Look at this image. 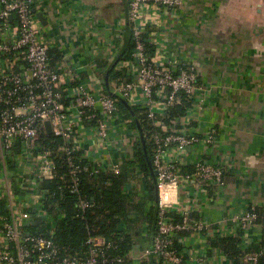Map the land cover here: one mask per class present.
Wrapping results in <instances>:
<instances>
[{
    "label": "crops",
    "instance_id": "obj_1",
    "mask_svg": "<svg viewBox=\"0 0 264 264\" xmlns=\"http://www.w3.org/2000/svg\"><path fill=\"white\" fill-rule=\"evenodd\" d=\"M128 1L35 0L36 11L48 21L55 43L52 66L64 89L114 91L128 78ZM144 17L156 49L154 60L165 63L175 57L198 68L201 90L192 97L185 131L200 138L215 131L213 144L201 143L185 152L172 149L166 160L179 165L183 174L194 173L200 161L224 169L223 186L194 179L169 187L170 214L186 213L208 228L199 235L184 234L181 250L188 264H234L210 242L243 232L247 253L262 247L263 225L255 222L243 230L240 220L254 208L264 211V0H183L176 10L146 6ZM122 117L117 115L111 125L107 151L95 143L91 126L78 121L82 159L96 163L111 158L121 165L136 159L140 136L132 121ZM126 190L147 196L141 179L131 181ZM153 240L145 235L129 258L138 264L148 261L143 254Z\"/></svg>",
    "mask_w": 264,
    "mask_h": 264
},
{
    "label": "built area",
    "instance_id": "obj_2",
    "mask_svg": "<svg viewBox=\"0 0 264 264\" xmlns=\"http://www.w3.org/2000/svg\"><path fill=\"white\" fill-rule=\"evenodd\" d=\"M35 0H0V202H6V213H0V264H122L125 258L111 255L117 247L103 237L92 236L86 241V251L72 254L55 240V230L61 217L47 209L48 199L54 197L41 188L52 181L57 167L52 151L39 143L50 122L52 133L64 144L61 151L69 156L72 184L77 192L80 172L89 171L75 164L78 152V121L87 122L93 139L102 151L110 148V129L117 119V103L123 99L130 105L146 109L155 122L154 170L158 172L159 215L153 246L146 249L144 259L154 257L156 264H185L180 249L184 234L199 235L207 231L203 222L190 220L183 214L178 221L169 211L168 189L181 180L196 179L203 184L224 185V169L198 162L194 173L183 174L179 165L168 162L170 150L185 152L201 143L213 144L215 131L200 138L180 129L165 126L160 118L169 115L179 94L192 98L200 92L198 68L173 57L165 63L150 59L146 53L144 34L146 6L176 10L183 0H129L128 19L134 48L128 78L114 91L94 93L84 86L64 89L61 75L53 68L52 41L46 26L37 16ZM141 92V95L138 93ZM139 101V103H138ZM87 120V121H86ZM121 173V164L111 158L95 163V173ZM81 209L91 207L80 202ZM1 211V210H0ZM259 215L247 213L240 220L243 230L257 222ZM39 219L51 224V232L38 234L29 227ZM30 225V226H29ZM264 251L249 252L245 264H260ZM202 261V260H200Z\"/></svg>",
    "mask_w": 264,
    "mask_h": 264
},
{
    "label": "trees",
    "instance_id": "obj_3",
    "mask_svg": "<svg viewBox=\"0 0 264 264\" xmlns=\"http://www.w3.org/2000/svg\"><path fill=\"white\" fill-rule=\"evenodd\" d=\"M144 43L147 56L150 59L154 58L156 49L148 33L144 34ZM133 48L132 41L124 55L126 60H132ZM115 74L119 76L122 72ZM117 106L116 115L130 119L131 126L139 133L140 141L134 150L136 159L122 164L121 173L115 175L108 171L95 173L94 162L82 159L80 151L73 153L75 164L81 168L88 167L89 171L78 174L80 179L78 191L72 192L68 189L72 184L69 156L60 150L64 142L60 137L46 132L40 136L39 143L44 149L52 151L57 167L54 179L45 181L41 189L54 194V197L48 199L46 207L53 215L62 218L57 224L54 236L61 248L68 249L72 254L85 252L87 239L100 236L116 245L117 248L110 254L125 258L122 264H138L129 258L130 254L145 235L154 238L157 228L155 225L158 222L159 193L153 174L155 135L158 127L149 119L146 109L130 105L123 99ZM192 107V98L186 94H179L177 102L170 108L169 115L160 119L165 126L180 129L179 122L185 120ZM135 179L145 181L147 196H141V193L145 194L143 192L130 193L126 190ZM81 201L88 202L91 207L81 209ZM6 209V202L1 201L0 213H6ZM250 212L258 214L257 222L263 225L262 247L259 251H264V211L254 208ZM170 216L178 221L181 219L177 215ZM29 228L37 229L38 234L47 235L51 232V224L41 219L39 223ZM210 245L214 249L222 250L234 264H245L244 257L248 253L243 248V232H240L238 237H217L211 240ZM141 264H156V260L150 257ZM260 264H264V255L260 259Z\"/></svg>",
    "mask_w": 264,
    "mask_h": 264
},
{
    "label": "water",
    "instance_id": "obj_4",
    "mask_svg": "<svg viewBox=\"0 0 264 264\" xmlns=\"http://www.w3.org/2000/svg\"><path fill=\"white\" fill-rule=\"evenodd\" d=\"M68 0H63V2H67ZM126 15H127V21H128V28L130 30V25H129V19H128V7H127V12H126ZM37 16L38 18L40 19V21L45 25L47 26L48 25V21L46 20L44 14L42 12H38L37 13ZM129 37V39L131 38L132 39V34H131V30H130V33H128L127 35ZM46 129L48 131V133H52V128H51V124L50 122H47L46 123ZM153 174L155 175V177L157 178V175H158V172L156 170L153 169ZM159 200V198H158ZM158 207H159V201H158ZM157 221V219H156ZM33 226H35V223H32ZM157 226V222H156V225H155V228Z\"/></svg>",
    "mask_w": 264,
    "mask_h": 264
},
{
    "label": "rangeland",
    "instance_id": "obj_5",
    "mask_svg": "<svg viewBox=\"0 0 264 264\" xmlns=\"http://www.w3.org/2000/svg\"><path fill=\"white\" fill-rule=\"evenodd\" d=\"M114 123H115V120L114 121H112V124L114 125Z\"/></svg>",
    "mask_w": 264,
    "mask_h": 264
}]
</instances>
